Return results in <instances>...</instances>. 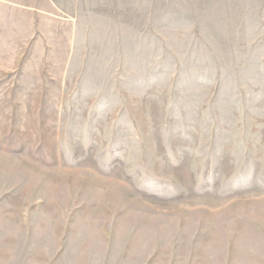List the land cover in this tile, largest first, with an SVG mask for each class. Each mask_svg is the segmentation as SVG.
Instances as JSON below:
<instances>
[{"label": "rangeland", "instance_id": "obj_1", "mask_svg": "<svg viewBox=\"0 0 264 264\" xmlns=\"http://www.w3.org/2000/svg\"><path fill=\"white\" fill-rule=\"evenodd\" d=\"M0 0V264H264V0Z\"/></svg>", "mask_w": 264, "mask_h": 264}, {"label": "crops", "instance_id": "obj_2", "mask_svg": "<svg viewBox=\"0 0 264 264\" xmlns=\"http://www.w3.org/2000/svg\"><path fill=\"white\" fill-rule=\"evenodd\" d=\"M31 3H44L43 6L47 9L46 3H56L54 0H31Z\"/></svg>", "mask_w": 264, "mask_h": 264}]
</instances>
